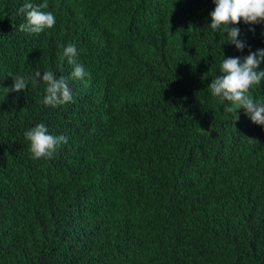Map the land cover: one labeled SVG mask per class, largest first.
Wrapping results in <instances>:
<instances>
[{
	"label": "trees",
	"instance_id": "16d2710c",
	"mask_svg": "<svg viewBox=\"0 0 264 264\" xmlns=\"http://www.w3.org/2000/svg\"><path fill=\"white\" fill-rule=\"evenodd\" d=\"M16 1L0 0V100L11 96L6 83L12 76H23L28 84L18 105L0 104L7 105L0 108V264H97L104 257L116 264H172L169 256H156L159 246L153 244L160 240L155 231L165 214L196 208L217 219L212 207L220 199L242 230L234 238L212 241V249L227 263L264 264V126L254 124L243 109L236 121L237 113L225 111L228 102L211 95L207 85L221 74L219 58L213 69L194 76L191 69L178 85L164 89L159 81L163 52L148 51L141 55L136 83L153 90L151 98L130 103L129 96H121L114 119L100 108L75 103L88 117L87 140L50 158L32 159L25 133L41 123L53 131L66 125L74 101L45 105L47 86L42 80L33 83L34 73L39 70L42 77L52 71L64 78L67 60L61 56L68 44L80 46L92 78H118L127 56L117 49L96 50L89 42L114 39L121 19L105 18L98 5L79 7L71 0H47L57 25L38 47L25 49L11 27ZM199 6L196 0H169L159 30L166 36L182 34L181 20ZM67 12L75 14L74 25L64 21ZM251 26L264 29L262 23ZM250 37L252 44L260 43ZM176 43L169 56L182 65L181 52L192 42L183 35ZM193 65L187 61L183 69ZM249 95L264 100V81ZM101 200L114 204L107 218L96 219L107 208ZM82 204L80 218L76 208ZM206 206L212 209L205 211ZM134 214L140 221L137 232ZM100 225H119L122 231L101 238Z\"/></svg>",
	"mask_w": 264,
	"mask_h": 264
},
{
	"label": "clouds",
	"instance_id": "9594fccd",
	"mask_svg": "<svg viewBox=\"0 0 264 264\" xmlns=\"http://www.w3.org/2000/svg\"><path fill=\"white\" fill-rule=\"evenodd\" d=\"M196 1L200 4L198 10L193 9L191 16L183 17L179 24L184 32L166 36V33L159 30V26L169 0H71V3L79 7L98 5V11L105 18L117 16L121 19L122 23L115 31L114 39L104 43L95 42L94 39L89 42L96 50L107 52L117 49L123 52L127 59L118 78H92L80 46L68 44L63 50L61 60H67L63 76L72 84L74 97L63 77L56 78L52 71H43L42 77L41 71L37 70L34 73L32 82L42 80L47 86L43 100L45 105L56 107L74 101L66 125H61L53 131L50 127L47 129V124L41 123L25 133L26 139L30 142L31 158H50L73 143L83 144L87 140L88 117L82 109L74 107L75 103L86 104L91 109L100 108L104 115L114 119L117 116L115 104L121 96H129L130 103L141 96L143 99L151 98L148 93L153 90L137 87L136 81L142 66L141 55H146L148 51L156 53L159 48L164 55L160 63L164 67V73L159 80L160 87L170 89V86L178 85L180 78L184 79L185 73L191 69L194 70L193 76L198 71L213 69V63L219 58L218 71L221 74L207 85L211 95L228 102L225 111L237 113L236 121L239 119V110L243 109L244 114L254 124L264 126V100H256L249 95L253 86L264 81V69L260 68L264 62V29L258 27L254 29L251 26L261 23L264 26V0ZM203 8H206V13L200 14ZM13 12L12 18L15 20L11 27L15 30L14 40L25 49L38 47L47 30L57 25V17L48 8L47 0L45 2L17 0ZM74 19L75 14L72 12H67L64 16V21L68 25H74ZM183 35H186L193 45L189 44L181 52L183 64L180 65L178 60L169 54L172 55L177 46V39ZM250 35L253 38H260V43L257 44L253 40L252 44ZM179 45L184 46L182 43ZM186 50L191 52V56L184 55ZM187 61H192L194 65L183 69ZM27 84L28 81L23 76H12L6 83L11 96L1 99L0 104L9 102V108L18 105ZM5 106L7 105L0 108L4 109ZM106 197L111 200L110 195L106 194ZM100 202L107 208L105 214L98 215L96 219H105L110 214V205L114 203L109 204L103 200ZM83 205L76 208V214L81 212ZM212 208L216 209L217 219L198 213L196 208L184 210L176 208L165 214L158 231H155L160 238L153 243L159 246L156 256H169L172 264L199 261L206 264H231L212 249L211 242L234 238L242 227L233 223L232 214L222 199ZM212 208L206 206L204 210L209 211ZM115 212L116 209L104 222L111 219ZM131 224L135 232L140 229L137 214L132 216ZM116 226L117 228H113L112 225L106 227L100 225L96 231L101 238H108L113 234L116 237L122 231L121 226ZM107 241L108 239L104 243ZM97 264L116 262L112 257H104Z\"/></svg>",
	"mask_w": 264,
	"mask_h": 264
},
{
	"label": "bare ground",
	"instance_id": "6f19581e",
	"mask_svg": "<svg viewBox=\"0 0 264 264\" xmlns=\"http://www.w3.org/2000/svg\"><path fill=\"white\" fill-rule=\"evenodd\" d=\"M176 27H177V26H176ZM127 81H128V78H127ZM88 109H90V108H88ZM13 127H14V126H13ZM24 137H25V136H24ZM25 138H26V137H25ZM22 141H23V140H22ZM11 149H12V148H11ZM9 153H10V152H9ZM8 155H9V154H8ZM2 158H5V157H2ZM57 174H59V173H57ZM57 174H56V175H57ZM43 175H44V174H43ZM16 209H17V208H16ZM12 210H13V209H12ZM12 210H11V211H12ZM14 213H15V212H14ZM15 215H16V214H15ZM79 217L81 218L80 214H79ZM37 227H38V226H37ZM72 227H73V226H72ZM25 228H26V226H25ZM73 232H74V230H73ZM2 250H3V249H2ZM1 255H2V254H1ZM75 264H76V263H75Z\"/></svg>",
	"mask_w": 264,
	"mask_h": 264
},
{
	"label": "water",
	"instance_id": "95a60500",
	"mask_svg": "<svg viewBox=\"0 0 264 264\" xmlns=\"http://www.w3.org/2000/svg\"><path fill=\"white\" fill-rule=\"evenodd\" d=\"M109 94H111V93H109Z\"/></svg>",
	"mask_w": 264,
	"mask_h": 264
}]
</instances>
